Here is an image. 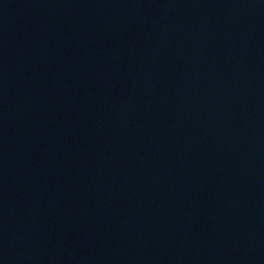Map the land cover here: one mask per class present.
Masks as SVG:
<instances>
[{"label":"water","instance_id":"water-1","mask_svg":"<svg viewBox=\"0 0 264 264\" xmlns=\"http://www.w3.org/2000/svg\"><path fill=\"white\" fill-rule=\"evenodd\" d=\"M0 264H264V0H0Z\"/></svg>","mask_w":264,"mask_h":264}]
</instances>
